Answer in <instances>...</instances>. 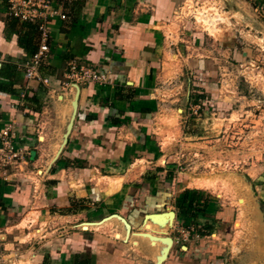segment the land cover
Returning <instances> with one entry per match:
<instances>
[{
    "label": "crops",
    "instance_id": "crops-1",
    "mask_svg": "<svg viewBox=\"0 0 264 264\" xmlns=\"http://www.w3.org/2000/svg\"><path fill=\"white\" fill-rule=\"evenodd\" d=\"M57 1L67 18L48 23L51 51L39 78L27 79L25 64L40 32L36 23L11 16L8 0H0V131L12 124L25 152L24 161L0 174V264H74V255L86 250L90 264H238L225 242L216 241L220 216L211 212L212 197L175 182V165H166L156 130L161 97L173 77L165 30L182 0ZM201 35L193 34L196 43ZM198 62L203 67L204 60ZM71 63L107 73L108 81L71 82ZM187 189L183 205L195 199L190 216L178 207ZM170 211L174 218L147 216ZM114 214L130 224L131 237L146 233L140 232L146 223L149 233L171 237L166 259L159 263L162 240L149 239L141 256L127 244L138 247L140 240L118 245L115 239L127 234L124 225L123 233L116 226L113 235L87 232L120 221ZM170 218L202 230H190L187 239L162 235L159 228L174 226ZM51 223L57 227L49 232Z\"/></svg>",
    "mask_w": 264,
    "mask_h": 264
},
{
    "label": "rangeland",
    "instance_id": "rangeland-1",
    "mask_svg": "<svg viewBox=\"0 0 264 264\" xmlns=\"http://www.w3.org/2000/svg\"><path fill=\"white\" fill-rule=\"evenodd\" d=\"M174 15L165 30L173 77L156 119L165 163L175 165V182L212 197L211 212L220 216L216 241L225 242L233 261L264 264V0H182ZM194 33L202 34L203 42L196 43ZM190 79L207 84L208 97L200 104ZM170 223L172 230L158 229L162 235L188 238L179 231L188 225ZM123 225L112 221L87 232L113 235L116 226L123 233ZM56 227L47 225L49 232ZM131 234L115 240L140 255L150 238ZM129 239L140 240L139 246L124 243Z\"/></svg>",
    "mask_w": 264,
    "mask_h": 264
},
{
    "label": "built area",
    "instance_id": "built-area-1",
    "mask_svg": "<svg viewBox=\"0 0 264 264\" xmlns=\"http://www.w3.org/2000/svg\"><path fill=\"white\" fill-rule=\"evenodd\" d=\"M9 14L23 22L36 23L40 32V44L34 50L32 56L25 64V77L27 79L39 78V68L48 53L51 51L50 31L48 23L54 17L66 19L62 2L57 0H8ZM68 78L71 82H98L105 84L108 74L84 64L71 63L68 70ZM45 83L48 78L43 79ZM25 96V92L22 93ZM25 152L23 146L15 138V130L12 124L0 131V174L8 167L24 161ZM192 229H194L192 227ZM184 236L190 232L181 229Z\"/></svg>",
    "mask_w": 264,
    "mask_h": 264
},
{
    "label": "trees",
    "instance_id": "trees-1",
    "mask_svg": "<svg viewBox=\"0 0 264 264\" xmlns=\"http://www.w3.org/2000/svg\"><path fill=\"white\" fill-rule=\"evenodd\" d=\"M203 83H204V85H203ZM197 87H198L197 91H199V92H196L194 94L193 98H194L195 104H200L201 103L200 101H202L203 99H207V97H208V95L206 94L207 84H206V82H201L200 85H198ZM200 107H201V105H200ZM189 191L190 190L187 189L183 192V195H182L183 200H182V202H180V204H178V207L181 210V213L186 215V216H190V210L194 209L193 202L195 199L193 197H191V199L188 201L187 206L183 205V203L188 200L187 197H188ZM206 207H207V202L205 201L203 209ZM204 228H206L208 230L212 229V227L207 223L204 225ZM91 255H92L91 250L77 252L74 255V257H75L74 264H90L91 263Z\"/></svg>",
    "mask_w": 264,
    "mask_h": 264
},
{
    "label": "water",
    "instance_id": "water-1",
    "mask_svg": "<svg viewBox=\"0 0 264 264\" xmlns=\"http://www.w3.org/2000/svg\"><path fill=\"white\" fill-rule=\"evenodd\" d=\"M77 89L79 91L78 86H77ZM77 99H78V94H77L75 100L73 101L74 110H73L71 122H70V124L68 126V129H67V132L65 134L63 146L66 144L68 136H69L70 131H71L72 126H73V120L75 118L76 111H77ZM168 213H172L173 215H175L173 211H170V212H166V213H154V214H150V215H147V216H149V218H158V217L166 215ZM113 216H116V218H118L119 220H121L124 223L126 231H127V236H128L130 234V232H131L130 224L127 222V220L123 216H121L119 214H114ZM84 230H86V229L84 228ZM143 235L149 236L150 239L152 238V236H154L153 234H151L149 232H146ZM160 240H162L163 242L166 243V247L164 248V252H163L162 256H160V258H159V263H161L162 261H164L166 259L167 255L169 253V250H170V248H171V246L173 244V239L171 237H160Z\"/></svg>",
    "mask_w": 264,
    "mask_h": 264
},
{
    "label": "bare ground",
    "instance_id": "bare-ground-1",
    "mask_svg": "<svg viewBox=\"0 0 264 264\" xmlns=\"http://www.w3.org/2000/svg\"><path fill=\"white\" fill-rule=\"evenodd\" d=\"M167 215V214H166ZM168 216L169 217H171L172 216V213H169L168 214ZM163 217H165V215H163ZM173 218H174V215L172 216ZM158 218H160V217H158ZM158 218H153L154 220H156V219H158ZM108 219H110V218H108ZM108 219H106V220H108ZM105 220V221H106ZM173 221V219L171 220V218L169 219V222H172ZM104 222V221H103ZM90 223H87V224H85V225H88L87 227L89 228V225ZM101 224V223H100ZM146 224H148V223H146ZM146 224H145V227H147L146 226ZM88 228H86V229H88ZM148 228V227H147ZM150 229V228H149ZM139 235V234H138ZM141 236H143L142 234H140ZM139 235V236H140ZM119 236V235H118ZM152 236V235H151ZM145 237V236H144ZM146 237H149V236H147L146 235ZM151 240V242H153L154 240L158 243V242H160V237L159 236H157V235H154V236H152V238L150 239ZM153 244H155V242H153Z\"/></svg>",
    "mask_w": 264,
    "mask_h": 264
}]
</instances>
